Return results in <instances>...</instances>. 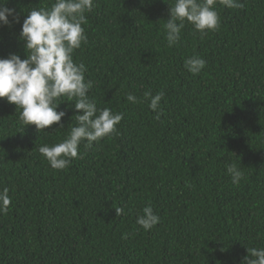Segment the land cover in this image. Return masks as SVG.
Segmentation results:
<instances>
[{
	"label": "trees",
	"instance_id": "trees-1",
	"mask_svg": "<svg viewBox=\"0 0 264 264\" xmlns=\"http://www.w3.org/2000/svg\"><path fill=\"white\" fill-rule=\"evenodd\" d=\"M52 2L8 0L20 23L0 26V58H26L23 20ZM174 2L94 0L74 60L98 108L123 119L111 137L82 143L67 168L52 169L38 149L75 125L68 102L57 109L64 127L38 133L0 99V191L11 197L0 264H242L247 248H264V0L217 5V31L201 38L186 22L169 47ZM192 55L206 61L197 75L184 67ZM149 90L164 92L158 120L143 99ZM233 163L239 185L227 173ZM149 205L160 222L146 231L136 220Z\"/></svg>",
	"mask_w": 264,
	"mask_h": 264
},
{
	"label": "clouds",
	"instance_id": "clouds-1",
	"mask_svg": "<svg viewBox=\"0 0 264 264\" xmlns=\"http://www.w3.org/2000/svg\"><path fill=\"white\" fill-rule=\"evenodd\" d=\"M8 0H0V26L20 23L15 9L6 6ZM169 4V19L166 20V41L169 47L181 40L185 23H190L203 38L208 32L217 31L221 21L217 5L228 9H242L241 0H175ZM94 0H53L49 8H32L23 20L19 39L24 42L26 58L10 53L0 58V99L19 109V120L25 125H34L37 132H47V128L59 124L65 111H57L62 102H68L76 111L75 125L71 126L67 137L60 143L39 147V153L54 170L67 168L72 159H78L79 146L84 143L91 148L93 142L116 133V126L123 119L122 113H114L109 108H98L95 99L89 97L93 86L85 79L87 71L83 62L74 60V53L88 43L85 28L86 13L94 8ZM9 17L12 19L10 20ZM206 61L192 55L184 61L185 69L199 74ZM164 92L152 94L145 91L143 99L160 119L163 110L160 102ZM127 100L133 104L140 99L129 93ZM74 101L73 103H70ZM86 142V143H85ZM231 182L239 185L244 173L235 163L227 166ZM190 186V185H186ZM11 197L7 187L0 191V214H7ZM116 215L123 214V208H116ZM160 222V217L149 205L142 209L136 223L146 231ZM248 255L242 264H264V248H247Z\"/></svg>",
	"mask_w": 264,
	"mask_h": 264
}]
</instances>
